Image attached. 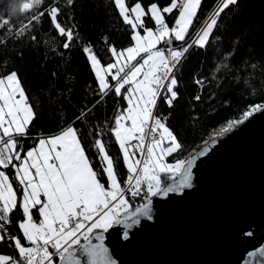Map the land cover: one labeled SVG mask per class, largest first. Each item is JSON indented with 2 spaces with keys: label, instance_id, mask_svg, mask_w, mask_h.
I'll list each match as a JSON object with an SVG mask.
<instances>
[{
  "label": "snow or ice",
  "instance_id": "obj_1",
  "mask_svg": "<svg viewBox=\"0 0 264 264\" xmlns=\"http://www.w3.org/2000/svg\"><path fill=\"white\" fill-rule=\"evenodd\" d=\"M73 3L64 0L68 8ZM112 3L121 21L131 29L130 45L118 49L105 38L110 57L107 63L92 45L83 47L96 81L95 87L89 86L90 94L96 99L91 107L81 109L76 121L85 123L92 109L109 95L123 101L107 131L118 148L126 175L118 172L102 128L86 132L92 136L95 150L93 166L76 121L56 134L38 138L34 146L25 149L22 141L36 119V109L16 71L0 76V244L11 250V254L0 252V264H116L105 244L109 229L123 226V239H129V230L139 225L141 218L152 219L154 197L192 187L195 160L207 155L221 138L254 114L264 113V103L250 105L238 119L213 129L198 157L167 164L166 157L181 151L183 144L169 126L171 113H159L158 104L173 107L179 99L176 73L182 61L192 49L207 48L218 38L222 15L238 6L239 0H217L202 20L197 17L203 0H169L164 6L156 2L145 6L141 0H133L131 5L126 0ZM41 4L42 0L19 4L9 0L12 14L31 15L19 27L10 17L0 18V28L9 38L18 39L47 13L57 36L63 38L62 48L69 49L79 33L74 25L62 22L59 0H52L36 14ZM168 16L174 17L171 26ZM31 40L36 42L37 37L33 35ZM7 43L8 39H0V46ZM195 83L202 87L203 79ZM172 172L184 175L179 187L162 180ZM136 198L144 203L133 208ZM16 213L20 219L14 221ZM13 225L15 233L9 231ZM244 235L250 237L252 233ZM249 255L256 259L258 254ZM259 257L257 264H264V248L259 250Z\"/></svg>",
  "mask_w": 264,
  "mask_h": 264
},
{
  "label": "trees",
  "instance_id": "obj_2",
  "mask_svg": "<svg viewBox=\"0 0 264 264\" xmlns=\"http://www.w3.org/2000/svg\"><path fill=\"white\" fill-rule=\"evenodd\" d=\"M13 2L19 4L23 0ZM132 2L126 0L129 5ZM141 2L145 6L153 2L164 6L169 0ZM216 2L203 0L197 19L202 20L208 15ZM51 3L52 0H42L35 9L36 14ZM59 5L62 22L66 26L74 25L79 33L78 39L67 50L62 48L63 38L57 36L47 13L27 35L18 39L9 38L6 30L0 28V39H8L6 46H0V76L16 71L37 112L28 129V137L22 141L25 149L34 146L40 137L58 133L61 127L76 121L82 108L94 103L96 97L90 94L89 86L95 87L96 81L83 47L92 45L107 63L110 57L105 38L118 49L130 45L131 29L121 21L112 0H74L71 8L64 5V0H59ZM226 12L216 33L218 38L207 48L192 49L179 66L176 73L179 99L174 101L171 109L166 104H158L159 113H171L169 126L183 144L181 151L166 157L167 164L186 161L204 146L203 141L213 129L230 119H238L250 105L264 103V0H239L238 6ZM29 15L31 13L12 14L8 0H0V18L10 17L16 27L27 23ZM69 16L71 21L67 20ZM173 19V16L167 17L170 26ZM148 26L152 24L149 22ZM33 35L37 37L36 42L31 40ZM201 78L202 87L195 83ZM197 95L201 97L199 101L194 99ZM122 106L120 98L109 95L92 109L85 123L76 121L75 126L81 130L82 142L94 167L92 136L86 132L102 128L109 153L117 161L118 172L123 177L126 169L120 163L118 148L107 131L116 110ZM132 203L134 208L144 201L136 198ZM18 219L19 213L14 214L13 220ZM9 231L15 233L17 229L13 225ZM0 252L11 254L6 244H0Z\"/></svg>",
  "mask_w": 264,
  "mask_h": 264
},
{
  "label": "water",
  "instance_id": "obj_3",
  "mask_svg": "<svg viewBox=\"0 0 264 264\" xmlns=\"http://www.w3.org/2000/svg\"><path fill=\"white\" fill-rule=\"evenodd\" d=\"M191 173L192 187L153 198L152 219L141 218L129 239L123 226L109 229L105 244L116 264H257L264 248V113L221 138ZM183 179L178 172L166 184L179 187Z\"/></svg>",
  "mask_w": 264,
  "mask_h": 264
},
{
  "label": "rangeland",
  "instance_id": "obj_4",
  "mask_svg": "<svg viewBox=\"0 0 264 264\" xmlns=\"http://www.w3.org/2000/svg\"><path fill=\"white\" fill-rule=\"evenodd\" d=\"M8 3H9V0H8ZM141 34H143V33H141ZM166 162V161H165ZM175 164V163H174ZM178 172H172V173H170V174H168L167 176H162V180H164V182L166 183L169 179H173V178H175V176H176V174H177ZM170 181V180H169ZM168 181V182H169Z\"/></svg>",
  "mask_w": 264,
  "mask_h": 264
}]
</instances>
